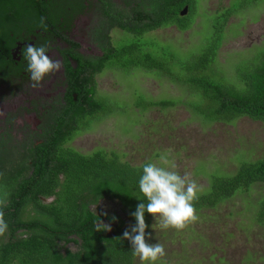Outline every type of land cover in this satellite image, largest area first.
Masks as SVG:
<instances>
[{"label": "trees", "instance_id": "trees-1", "mask_svg": "<svg viewBox=\"0 0 264 264\" xmlns=\"http://www.w3.org/2000/svg\"><path fill=\"white\" fill-rule=\"evenodd\" d=\"M8 1L33 7V13L22 17L23 26L26 23L49 26L44 23V13L40 12L49 14L53 24L61 16L75 15L79 6L77 0ZM196 2L197 0H154L151 3L154 15L143 17L139 13L130 19L131 27L119 24L131 31V39L112 45V38L108 36L104 45L112 46H105L107 51L104 57L96 60L81 57L77 71L70 68V89L67 96L70 110L66 118H60V124L52 137L61 141L71 140L76 134L89 129L92 121L101 120L113 112V101L100 96L98 89L97 76L106 69L124 72L143 69L180 84L190 95L195 96L188 105L207 123L217 121L233 124L242 117L264 122V50L236 67V82L227 80L217 64L229 18L238 14L239 9L247 6L250 8L258 2L241 0L240 3L218 11L215 18L217 24L207 43L188 56L179 55L171 45L161 44L146 36L156 28L173 24L181 30L190 29ZM35 3L38 5L34 9ZM184 5L189 7L188 16L179 15ZM39 6L48 9L42 10ZM15 7L19 8L17 3ZM79 55L76 53L75 56ZM74 92L78 94V100H74ZM176 104L177 100L173 98L147 99L143 94H138L135 101V105L141 110L154 106L166 109ZM31 157L37 160L20 159L18 163L5 160L7 162L4 166L15 164L19 169V172L12 170L11 173L14 177L21 176L17 180L25 182L23 188L26 189L27 196L24 198L33 207L32 219L35 222L23 224V232L19 236L9 234V240L5 234L0 236V264H137L130 242L122 237L124 231L136 223L131 213L144 200L138 181L143 165L150 161L131 164L122 160L113 150L99 148L90 153H81L66 146L44 148L37 154L32 153ZM241 162L232 174L220 173L218 168L209 173L208 188L199 192L198 199L194 201L196 213L207 208L218 209L234 197L248 194L253 187L260 186L263 194L258 201L255 218L258 224L264 225V157ZM2 172L0 168V190L4 185ZM51 195L54 199L45 204L42 197ZM103 199H118L127 213L126 218L117 216L119 223L115 226L114 236L95 230V222L99 220V216L94 215L90 208ZM29 219L26 217L23 221L31 222L32 219ZM145 221L148 225L146 233L151 236L148 240L150 243L152 215L145 213ZM70 242L76 243V248L70 247Z\"/></svg>", "mask_w": 264, "mask_h": 264}, {"label": "rangeland", "instance_id": "rangeland-1", "mask_svg": "<svg viewBox=\"0 0 264 264\" xmlns=\"http://www.w3.org/2000/svg\"><path fill=\"white\" fill-rule=\"evenodd\" d=\"M253 1L258 4L239 9L229 18L218 52V67L232 82H236V67L264 50V0ZM240 2L198 0L190 29L168 26L146 36L188 56L202 49L213 34L217 12ZM120 34H113L116 43L127 40H117ZM97 79L99 95L110 98L114 110L92 121L89 129L72 141V146L83 153L99 148L113 150L131 164L149 160L181 175L188 173L199 192L208 188L209 173L216 168L232 174L242 160L264 157V122L242 117L233 124L207 123L188 105L195 96L180 84L143 69H106ZM138 94L155 100L173 98L177 104L141 110L135 105ZM262 194V188L255 186L218 209H203L183 230L152 227L150 243L160 242L166 252L156 264H264V225L255 218ZM101 203L104 209H118L111 200ZM152 219L153 225L156 220ZM137 264H141L138 257Z\"/></svg>", "mask_w": 264, "mask_h": 264}, {"label": "flooded vegetation", "instance_id": "flooded-vegetation-1", "mask_svg": "<svg viewBox=\"0 0 264 264\" xmlns=\"http://www.w3.org/2000/svg\"><path fill=\"white\" fill-rule=\"evenodd\" d=\"M77 1L79 6L73 16H61L51 24L49 14L40 12L44 13L43 16L46 18L43 19L44 23H48L49 26H38L37 23L33 25L26 23L23 26L22 17L33 13V7L23 6L16 1L0 0V168L3 170L1 178L4 184L0 190V204L8 225L5 233L7 240L11 234L19 236L23 232L22 225L25 223L30 225L35 219H32L33 207L27 204L24 198L27 196L26 189L23 188L25 182L17 180L21 176L14 177L11 173L12 170L19 172L18 167L15 164L10 167L4 166L7 162L5 160H11L12 163H18L20 159L37 160L31 157V154H37L44 148L73 147L72 141L81 132L67 141L52 137L60 124V118H66L71 107L67 100L70 68L73 67L74 71H77L81 57L95 60L104 57L106 48L116 43L113 34L121 33L120 39L117 40L131 38V31L121 27L120 23L131 27L130 19L139 13H142L143 17L154 15L151 5L154 0ZM16 3L19 8L15 7ZM37 5L38 3H35L34 9ZM185 6L187 9L182 15L180 11ZM41 8L44 10L45 6ZM180 11L179 15L188 16V5H184ZM169 26L178 27L176 24ZM161 28L163 27L155 30ZM108 36L112 38V45H104ZM26 44L38 47L43 45L48 49L50 56L63 62L61 71L46 75L38 88L31 87L27 61L22 54ZM76 53H79L80 57H76ZM73 94L74 100H78V94L76 92ZM61 176L63 177L62 174ZM53 199L52 195L42 197L45 204L51 203ZM104 200L113 201L118 205V209H104L101 203ZM90 209L94 215L99 216L100 221L108 219L111 223L115 221L119 223V216L127 217L118 199H103L98 204H92ZM113 216L117 218L114 221ZM26 217L32 221H23ZM114 229L115 226L113 231ZM69 246L76 248V243L70 242Z\"/></svg>", "mask_w": 264, "mask_h": 264}, {"label": "clouds", "instance_id": "clouds-1", "mask_svg": "<svg viewBox=\"0 0 264 264\" xmlns=\"http://www.w3.org/2000/svg\"><path fill=\"white\" fill-rule=\"evenodd\" d=\"M27 61V71L30 74L31 87L38 88L46 75L60 72L63 66L61 59L53 58L48 54L45 46L26 44L22 50ZM161 161L167 163V158L161 156ZM139 191L144 200L131 213L136 223L123 233V239L130 242L133 255L138 257L141 264H156L166 255L165 247L160 242L149 243L150 234L146 233L148 225L145 213L151 214L156 223L153 228L183 230L189 223L198 217L194 201L198 199L199 186L190 179L189 174L181 175L171 168L158 166L157 163L147 162L143 165L142 175L138 181ZM138 199V198H137ZM146 201V202H145ZM106 215V213H105ZM112 217V220H116ZM8 225L4 214L0 211V236L7 231ZM96 232H109L111 224L97 220Z\"/></svg>", "mask_w": 264, "mask_h": 264}, {"label": "water", "instance_id": "water-1", "mask_svg": "<svg viewBox=\"0 0 264 264\" xmlns=\"http://www.w3.org/2000/svg\"><path fill=\"white\" fill-rule=\"evenodd\" d=\"M186 9H187V6H185V7L180 11V13H181L182 15L185 14ZM106 220H107V221H106ZM103 222H104V223H107V224H112V223H113V222L111 223L108 219L103 220ZM113 224H114V225H113ZM113 224L111 225L112 230L108 232L110 236H114V235H115V233H114V231H113V226H117L118 221H115V223H113Z\"/></svg>", "mask_w": 264, "mask_h": 264}]
</instances>
